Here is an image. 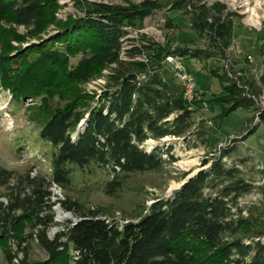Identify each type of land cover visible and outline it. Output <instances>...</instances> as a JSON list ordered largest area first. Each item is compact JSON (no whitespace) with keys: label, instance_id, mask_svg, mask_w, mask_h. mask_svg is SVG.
Masks as SVG:
<instances>
[{"label":"trees","instance_id":"1","mask_svg":"<svg viewBox=\"0 0 264 264\" xmlns=\"http://www.w3.org/2000/svg\"><path fill=\"white\" fill-rule=\"evenodd\" d=\"M184 3L176 0L173 5L182 8ZM57 5V0H0V21L24 24L28 32L36 33L55 21L53 12ZM160 7L158 0H143L130 6L94 4L88 6L82 18L58 21L66 28L63 33L23 49L5 47L0 56V87L10 90L13 100L20 102L37 95L44 98L54 90L62 97L68 93L74 96V100L50 113L40 131V136L56 147L49 182L44 176H29V183L6 194L7 201L2 200L0 192V251L11 263L17 264L14 259L18 252L26 256L24 242L36 237L49 257L34 262L21 258V264H264V230L238 232L246 218L241 208L238 212L233 209L250 185L234 177L237 168H227L223 162H214L209 170L190 177L172 196L154 202L137 221L119 222L100 216L96 210L80 211L75 201L67 198L63 206L81 212V218L53 239L48 235L54 220L51 181L66 187L75 166L92 162L109 166L116 174L159 167L162 148L148 151L142 143L150 137L184 136L191 132L193 109L182 95L174 94L173 83L161 74L163 60L169 53L185 54L189 50H166L144 41L137 44L133 39L124 42L126 25L137 26ZM224 7L218 1L211 6L199 4L194 9L193 28L200 34L209 33L226 49L233 41V21L228 13H223ZM8 28L10 40L23 41L14 27ZM57 43L64 50L55 46ZM259 51L264 53V39ZM30 53L34 57H28ZM78 53L82 54L79 61L71 64L70 56ZM190 53L201 55L197 50ZM143 55H148V60L137 59ZM44 62H50L47 73L43 71L45 66H40ZM106 66L110 67L108 86L93 108L85 107H91V95H81L74 87L64 88L69 79H87L93 70ZM225 89L231 105L223 110L222 117L238 107H256L251 93L242 94L245 88L236 85ZM88 112L86 124L74 138L72 133ZM258 116L259 122H264V109L258 110ZM166 152L170 154V146ZM12 173L0 167V185H6ZM219 185L217 193H206L207 188ZM26 227L30 231L25 232ZM228 234L232 237L228 238Z\"/></svg>","mask_w":264,"mask_h":264},{"label":"rangeland","instance_id":"2","mask_svg":"<svg viewBox=\"0 0 264 264\" xmlns=\"http://www.w3.org/2000/svg\"><path fill=\"white\" fill-rule=\"evenodd\" d=\"M142 1L57 0L58 5L53 12L55 21L36 33L28 32V27L24 24L2 20L0 56L4 55L8 45L23 49L63 33L66 28H62L58 21L82 18L87 14L88 6L100 3L130 6ZM158 1L162 7L146 15L141 23L138 22L137 26L126 25L128 34L124 42L133 39L137 44L144 41L166 50H189L188 53L174 55L179 57L182 66L195 77L196 92L193 99L185 97L184 88L171 62L163 60L161 74L164 79L173 83L174 94L182 95L188 107L193 109L191 132L184 136L168 135L159 139L150 137L142 143V147L148 151L158 146L162 148L161 165L156 168L116 174L111 167L94 162L84 167L75 166L71 173V183L66 187L59 184L60 203L54 204L51 201L54 220L48 228V235L52 239L59 231L81 218V212L63 206L62 203L67 198L75 201L80 211L96 210L100 216L119 222L137 221L138 217L149 211L154 202L172 196L187 178L195 176L201 170H209L214 162H223L227 168H237L234 177H240L250 185V189L238 197L237 206L233 208L234 212L241 208L240 212L246 218L244 226L238 232L254 233L264 230V122L257 121L258 110L264 103V53L259 51V44L264 39V0H181L186 5L182 8L174 7L176 0ZM217 1L225 5L223 13H228L233 21V41L226 49L215 42L209 33L200 34L193 28L194 9L202 2L211 6ZM9 26L20 33L23 41L9 39ZM129 44L125 43L126 46H130ZM55 46L64 50L60 43ZM195 50L200 51L201 55L193 56L190 52ZM27 55L34 57L35 54ZM81 55H71L70 63L77 64ZM148 57L137 56V59L148 60ZM123 58L127 56L123 55ZM49 65L50 62L40 65L45 66L44 73H47L46 67ZM48 69L53 72L56 70L50 67ZM109 73V66L97 72L93 70L87 79H69L64 88L74 87L81 95H91V107L90 104L85 105L91 109L99 104L98 98L108 86ZM176 84H180L182 88ZM236 85L246 89L242 90V94L255 95L256 107L250 110L238 107L222 117L223 110L231 105L226 100L230 95L225 88ZM247 88L251 89L250 92ZM11 97L10 90L0 87V167L13 172L10 181L6 185H0L1 198L5 201L12 188L29 183V176H44L45 181L49 182L56 147L43 139L40 131L51 112L74 100V96L69 93L62 97L56 90L49 92L44 98L37 95L20 102ZM47 97L49 99L46 100ZM88 117L89 112L72 133L74 138L78 130L84 127ZM252 129L254 131H250ZM168 146L171 147L170 154L166 152ZM220 188L221 185L205 191L208 194L217 193ZM58 209L72 216L58 220ZM238 216L235 215V218ZM28 231L30 230L26 227L25 232ZM231 237L228 234V238ZM247 239L244 238V241ZM24 244H27L26 256L24 252H18L14 259L17 264H21V258L34 262L49 257L36 237L28 238ZM207 252L201 251L203 254ZM0 264H13L6 258L3 250L0 251Z\"/></svg>","mask_w":264,"mask_h":264},{"label":"built area","instance_id":"3","mask_svg":"<svg viewBox=\"0 0 264 264\" xmlns=\"http://www.w3.org/2000/svg\"><path fill=\"white\" fill-rule=\"evenodd\" d=\"M165 60L171 62L176 70H175V74L179 80V82L182 84L183 87H185V97L188 100H191L194 98V94L196 92V81H195V77L193 75L192 72L186 70L183 66H182V62L180 61L179 57H177L174 54H168L165 58ZM255 99V95L251 94ZM264 97V90H263V96ZM264 109V103L263 105H261L260 111ZM58 186L59 183L52 181L49 189H50V201H52V199L54 198H59L58 197Z\"/></svg>","mask_w":264,"mask_h":264},{"label":"bare ground","instance_id":"4","mask_svg":"<svg viewBox=\"0 0 264 264\" xmlns=\"http://www.w3.org/2000/svg\"><path fill=\"white\" fill-rule=\"evenodd\" d=\"M184 88V93H185V87H183ZM258 114V113H257ZM259 120V116L257 115V121ZM61 187L60 186H58V197L59 198H54V199H52V202L55 204V202H57V203H60V198H61ZM59 199V200H58ZM58 200V201H57ZM72 215L70 214V213H68V212H63L62 210H60V209H58V220H62V219H64V218H68V217H71Z\"/></svg>","mask_w":264,"mask_h":264},{"label":"water","instance_id":"5","mask_svg":"<svg viewBox=\"0 0 264 264\" xmlns=\"http://www.w3.org/2000/svg\"><path fill=\"white\" fill-rule=\"evenodd\" d=\"M189 178H187L184 182H183V184L188 180Z\"/></svg>","mask_w":264,"mask_h":264},{"label":"crops","instance_id":"6","mask_svg":"<svg viewBox=\"0 0 264 264\" xmlns=\"http://www.w3.org/2000/svg\"><path fill=\"white\" fill-rule=\"evenodd\" d=\"M187 68H188L189 70L192 69V67H191V68L187 67Z\"/></svg>","mask_w":264,"mask_h":264}]
</instances>
